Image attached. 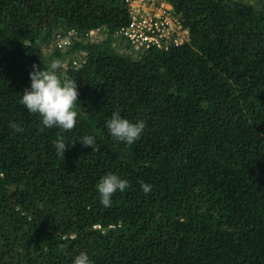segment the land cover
Wrapping results in <instances>:
<instances>
[{
  "label": "trees",
  "instance_id": "trees-1",
  "mask_svg": "<svg viewBox=\"0 0 264 264\" xmlns=\"http://www.w3.org/2000/svg\"><path fill=\"white\" fill-rule=\"evenodd\" d=\"M168 1L189 41L134 57L114 46L125 0H0V264H264V8ZM60 28L81 38L55 57L84 56L61 71L79 92L68 132L20 103ZM93 29L107 37L86 42ZM115 112L146 125L130 146ZM109 173L128 187L105 207Z\"/></svg>",
  "mask_w": 264,
  "mask_h": 264
},
{
  "label": "clouds",
  "instance_id": "clouds-1",
  "mask_svg": "<svg viewBox=\"0 0 264 264\" xmlns=\"http://www.w3.org/2000/svg\"><path fill=\"white\" fill-rule=\"evenodd\" d=\"M63 67L64 64L60 59L52 60L43 69L33 65V71L30 73L31 88L24 90L20 103L29 113L38 114L44 127H56L68 132L73 130L76 125L77 112L74 111V108L79 92L77 82L60 71ZM9 126L16 132L23 131L22 127L16 123H11ZM145 127L143 121L132 123L128 119L122 118L119 112L113 113L106 122V128L113 140L129 146L140 139ZM79 142L84 147L93 148L95 137L84 136ZM68 144L64 142L62 136H58L54 141L57 155L64 156ZM71 144L74 146L75 143ZM96 187L100 194V203L105 207H110L112 196L117 191H125L128 182L109 173L100 179ZM141 188L146 195L152 190L151 185L143 182H141ZM73 264H90V259L86 253L82 252L74 259Z\"/></svg>",
  "mask_w": 264,
  "mask_h": 264
},
{
  "label": "built area",
  "instance_id": "built-area-1",
  "mask_svg": "<svg viewBox=\"0 0 264 264\" xmlns=\"http://www.w3.org/2000/svg\"><path fill=\"white\" fill-rule=\"evenodd\" d=\"M129 11V23L116 32L118 38L126 42L127 52L142 54L150 49L168 50L188 42L190 33L183 25L182 18L168 0H125ZM101 30H90L86 37L93 38ZM57 49L71 47L79 37L75 30L66 36L58 35ZM57 37V38H58ZM134 56V55H133Z\"/></svg>",
  "mask_w": 264,
  "mask_h": 264
},
{
  "label": "rangeland",
  "instance_id": "rangeland-1",
  "mask_svg": "<svg viewBox=\"0 0 264 264\" xmlns=\"http://www.w3.org/2000/svg\"><path fill=\"white\" fill-rule=\"evenodd\" d=\"M235 1H242L245 3H249L251 5L253 4V5H256L257 8H259V9L264 8V0H235ZM63 30H64L63 28L55 30L53 35H52L50 43L47 46H45L44 48H42L41 52H40L42 57H48L47 59H48L49 63L54 59H60L64 64L63 69H61L60 71L66 70L67 68L71 67L70 62H72L73 66L79 67L84 60V56L80 55V54H75V55H72L71 57H67V58L55 57V52L57 49L56 40H59V37L57 35L59 33H61ZM100 30L101 31L97 35H95L93 38L85 37L84 40H86V42L87 41L97 42L101 39L106 38L107 37L106 30L105 29H100ZM80 38L81 37H77L73 41H77ZM115 38H116L115 43H114L115 47H117L118 49H121L120 47H128L126 42H124L122 39L117 37L116 33H115ZM69 50H70V47L69 48L66 47V48H64V50H62L61 53L65 54ZM128 54L134 55V57L141 56V53L134 52V51H132V52L128 51Z\"/></svg>",
  "mask_w": 264,
  "mask_h": 264
}]
</instances>
